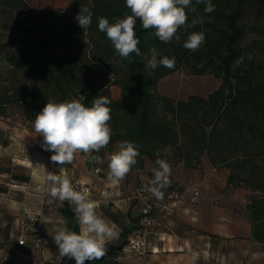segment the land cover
<instances>
[{
  "label": "trees",
  "instance_id": "obj_1",
  "mask_svg": "<svg viewBox=\"0 0 264 264\" xmlns=\"http://www.w3.org/2000/svg\"><path fill=\"white\" fill-rule=\"evenodd\" d=\"M73 1L78 13L80 8L87 7L93 17L91 25L82 29L78 21L61 14L62 17L56 23L64 29L60 35L66 39L65 47L69 48L56 53L52 50L53 44L47 36H37L23 43L13 44L6 52L8 63L14 68L19 65L18 55L25 59V76L28 81L38 85V89L22 87V82H14V87L9 86V83L4 85L0 88V116L9 119L11 114H18L22 123L27 122L29 128H34L35 116L48 99L61 102L75 98L80 99L86 106H91L92 100L97 96L108 97L111 101L109 123L113 135L106 148L99 153H91V156L99 155L103 159L117 142L125 140L138 145L140 155L137 157V164L132 168L141 167L145 155L155 162L158 151L161 158L167 159L169 163L175 157V160H182L187 167L199 166L204 151L213 163V152H217L221 164L230 167L226 186L229 187L234 182L236 185L244 182L245 187L253 192L247 196L245 208L251 221L252 238L264 244V91L235 86L232 82L231 66L242 51L240 41L246 32L245 20L250 15L255 18L264 16V0H211L215 6L211 13L205 12L204 3L196 4L192 0L196 11L186 9L188 21L192 15L202 19L207 32L198 54V58H205L204 64L193 69L191 73H205L210 63L214 65L217 75L221 76L222 82L207 96L189 94L183 100H175L156 89L160 78L175 71L177 65L172 69L164 66H158L155 70L144 67V55L154 46L163 43L155 36L154 29H143L137 20L135 32L140 40L138 47L142 55L137 57L133 53L128 59L120 57L106 34L99 31L98 17L107 18L110 23H114L116 19L123 18L125 13L131 14L125 0ZM20 3L21 0H0V4L8 6ZM17 28L20 32L32 35L33 28L28 25L17 24ZM183 43L177 57L180 62L194 52L185 49ZM84 55L87 58L82 62ZM168 57L170 58L169 55ZM111 60L122 69L123 78L131 85V89H121L118 100L111 95L106 74H99L103 64ZM108 70V73L117 72L112 71V67H108ZM160 105L170 111L169 120L155 116ZM198 109L203 110L202 120L211 114L212 124L207 133L201 124L193 122L195 125H192L187 119L181 121L183 112H190L196 117ZM227 119L230 124L226 125L225 132L222 121ZM247 133L250 135H245ZM178 135L184 136L183 143ZM228 144L230 149L227 148L226 151L224 148ZM169 146L173 156L165 153ZM88 162H93L94 165L99 163L93 161L89 155ZM59 211L65 219V226L79 232L72 205L64 201ZM126 216L128 222L122 224L119 238L106 245L105 257L85 261L84 264H126L119 257L128 236L139 227L140 215L133 217L128 211ZM54 264H75V261L61 257Z\"/></svg>",
  "mask_w": 264,
  "mask_h": 264
},
{
  "label": "crops",
  "instance_id": "obj_2",
  "mask_svg": "<svg viewBox=\"0 0 264 264\" xmlns=\"http://www.w3.org/2000/svg\"><path fill=\"white\" fill-rule=\"evenodd\" d=\"M114 88L110 89L111 95L118 100L121 89ZM21 125L0 116V158L6 157L10 166L8 171L0 173V264L60 261L51 235L55 228L65 226V219L59 211L60 201L50 196L46 179L49 173L66 176L71 183L79 180L86 184L85 194L97 202V212L120 231L122 224L128 222L130 203L129 195H121L107 179L108 157L116 145L97 164L101 173L92 170L84 153H78L72 165L60 166L51 161L52 153L41 146L43 138L34 128L27 127L25 122ZM179 173L183 177L176 182L182 183L186 191L165 213L170 233L163 240L153 239L157 247L153 252L140 256L121 254L119 258L126 264H264V244L251 236L244 194L236 193L230 186L225 188L229 172L225 171V184L218 186L211 183V176L205 180L207 173L217 176L214 166H184ZM197 173L203 181L193 176ZM29 213L37 215L38 220L28 224L26 242L19 244L18 237L23 230L19 220ZM36 230L41 237L39 245H35Z\"/></svg>",
  "mask_w": 264,
  "mask_h": 264
},
{
  "label": "clouds",
  "instance_id": "obj_3",
  "mask_svg": "<svg viewBox=\"0 0 264 264\" xmlns=\"http://www.w3.org/2000/svg\"><path fill=\"white\" fill-rule=\"evenodd\" d=\"M131 14L125 13L114 23L109 19L98 17V29L106 34L114 50L124 59L134 53L141 56L138 47L140 40L135 32L137 20L143 29H154L159 41L170 43L173 39L180 41L178 31L183 28L188 15L186 9L195 12L192 0H125ZM196 4L204 3L205 12L211 13L215 6L211 0H195ZM93 13L87 8H80L75 17L79 27L87 29L92 23ZM193 24L203 23V20H193ZM205 42L204 32H192L187 36L183 47L196 51ZM175 57L157 58L153 50L151 58L144 64L145 69L155 70L158 66L168 69L175 67ZM85 98V97H83ZM111 101L108 97L97 96L86 106L80 99L56 102L48 99L43 109L36 114L33 123L34 131L43 138L42 147L52 153L51 161L60 166L72 165L78 153L89 155L93 161L102 162L99 153L106 148L113 135L110 126ZM170 146L165 151H169ZM140 155L138 145L130 141L117 142L116 150L108 157L107 179L112 184L122 181L137 164ZM152 169L153 178L148 181L147 191L157 200L164 198L165 191L171 185L172 166L167 159L156 154ZM50 184V196L60 202L68 201L73 206L74 220L79 227L76 232L66 226L54 229L51 238L57 246L58 255L74 260L75 264L85 261L99 260L107 253L106 245L119 238L117 225L97 212L98 204L87 194L77 191L70 179L49 173L46 177ZM22 244V242H20Z\"/></svg>",
  "mask_w": 264,
  "mask_h": 264
},
{
  "label": "rangeland",
  "instance_id": "obj_4",
  "mask_svg": "<svg viewBox=\"0 0 264 264\" xmlns=\"http://www.w3.org/2000/svg\"><path fill=\"white\" fill-rule=\"evenodd\" d=\"M61 14L67 15L71 19L77 21L75 17L78 12L75 9L73 0H21L20 4L14 6L0 4V88L4 85H8V83L9 86L14 87V82H17L18 84L22 82V87H33V89H38V85L32 81H28L25 76L26 70L23 67L25 59L18 55L17 60L19 65L17 68H14L8 63L6 52H8V49L11 48L13 44L15 45L18 42L23 43V41H28L37 36H47L53 44L52 50L56 53L62 52L65 48H69L65 47L66 39L60 35L64 32V29L56 23L59 18L62 17ZM193 20L201 19L195 18L193 15L190 17V20L187 21L186 25L177 33L180 36L179 42L175 39L170 43L163 42L160 45L154 46L144 55L146 62L151 58L153 50L157 53V57L168 55L170 58L175 57V65H177L178 68L175 71L164 75L158 82L156 88L159 93L167 95L175 100L186 99L189 94L207 96L208 93L217 89L222 82L221 76L217 75L213 69L214 65L210 63L207 65V71L205 73H191L193 69L201 67L204 64L203 60H205V58H198L201 47L191 54H188L186 59L182 62L177 59L181 43L187 39L189 34L192 32H204V34H206L207 32L203 23L193 24ZM245 21L246 32L240 41L242 51L240 56L231 64L233 73L232 82L239 88L254 90L263 89L264 91V16L255 18L253 15H250ZM17 24L32 27V35L20 32L17 28ZM70 55L73 56L71 53ZM71 56L70 59H72ZM86 58L87 56L84 55L82 57V62H84ZM108 67H112V71L117 70V72L114 71L108 73ZM99 74H106V77L109 79V89H115L114 87H117L118 89H131V85L125 80V78H123L124 72L113 60L105 62ZM198 110L196 117L192 116L190 112H183L181 115V121L187 119L192 125H195L193 122L201 124L207 133L212 124L210 121L211 114H208L205 119L202 120L201 116L203 110ZM155 116L160 119L169 120L171 118V113L160 105L157 111H155ZM178 120L181 122L180 119ZM9 121L19 127H22L21 124H24L20 121V115L18 114H11ZM229 124L230 122L228 119L225 122L222 121V126H225V132L227 131L226 125ZM262 125H264V119ZM26 126L28 127V125ZM245 135L249 136L250 134L247 133ZM178 137L179 139H182L181 143H183L184 136L178 135ZM224 139L226 140L225 136ZM256 139L259 140L257 137ZM227 148L230 149L229 144L226 145L224 149L227 151ZM166 152L170 156L174 155L172 150L165 151V153ZM213 153L215 162L212 163L208 154L204 151L200 157L199 166L205 168L214 166L217 168V176L214 177L213 174L208 175L207 173L205 180L207 176H211L212 178L209 179L211 183H217L218 186L220 184H225V171L227 170L230 172V167L226 166V164H221L219 161L220 155L218 156V153L215 151ZM172 159L173 162L170 163L172 166L170 180L171 182H176L177 179L183 177L179 172L183 171L185 165L182 160H175V157ZM87 164L89 166H94L93 162H87ZM199 166L192 168H198ZM154 167H156L155 162L145 155L143 165L141 167L132 168L127 176L119 182L118 192L121 193V195L124 194L125 197L129 195L127 200L130 203L128 211L133 217L140 215V206L133 195H136L139 190L143 194L147 191L145 189L146 184H148V181L153 178L152 169ZM9 168L10 166H8L7 158L4 156L1 157L0 173L8 171ZM3 176L8 177L7 175ZM193 176L197 177V180H204L201 178L202 175H200V173ZM245 184L246 183L244 182H239L238 185H236L234 182L229 188L237 191L236 193L239 192L240 194H244L243 196L247 202V196L253 192L246 188ZM142 188H144V190H141ZM225 188H227V186ZM224 190L225 189L221 191ZM128 255L133 256L136 254L131 253ZM122 256L124 255L122 254Z\"/></svg>",
  "mask_w": 264,
  "mask_h": 264
},
{
  "label": "built area",
  "instance_id": "obj_5",
  "mask_svg": "<svg viewBox=\"0 0 264 264\" xmlns=\"http://www.w3.org/2000/svg\"><path fill=\"white\" fill-rule=\"evenodd\" d=\"M92 170L95 173L102 172V169L99 165L92 166ZM72 184L77 191L84 193L88 191V186L79 180H74ZM114 186L118 191L119 183L114 184ZM145 189L147 190V188ZM141 190H144V188ZM164 191L165 194L162 200H157L148 191L143 194L139 190L136 195H133L140 206L139 227L128 236L127 243L123 248L122 254L128 255L134 253L140 256L148 252H153L157 250V247L153 245V239L157 238L163 240L165 239V236L170 233V228L166 222L165 213L175 206V199L180 198L186 189L180 182H171V185ZM197 193L198 192L195 190L194 194L196 195ZM193 198L194 197H192V199ZM60 205H62V202H60ZM37 220V215L31 213H29L27 217L21 218L19 220L23 229L18 237L19 244H21L20 242H22V244L26 242V230L28 229V224L30 222H36ZM34 237L35 245H39L41 237L37 233V230Z\"/></svg>",
  "mask_w": 264,
  "mask_h": 264
}]
</instances>
